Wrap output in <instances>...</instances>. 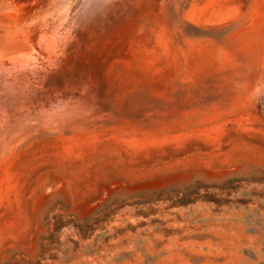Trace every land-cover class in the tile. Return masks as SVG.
<instances>
[{
    "label": "rangeland",
    "instance_id": "1",
    "mask_svg": "<svg viewBox=\"0 0 264 264\" xmlns=\"http://www.w3.org/2000/svg\"><path fill=\"white\" fill-rule=\"evenodd\" d=\"M0 264H264V0H0Z\"/></svg>",
    "mask_w": 264,
    "mask_h": 264
}]
</instances>
